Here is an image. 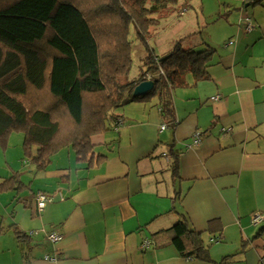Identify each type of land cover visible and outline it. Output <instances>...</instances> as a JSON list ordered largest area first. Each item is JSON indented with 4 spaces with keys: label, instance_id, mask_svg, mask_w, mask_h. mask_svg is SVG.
<instances>
[{
    "label": "crops",
    "instance_id": "crops-1",
    "mask_svg": "<svg viewBox=\"0 0 264 264\" xmlns=\"http://www.w3.org/2000/svg\"><path fill=\"white\" fill-rule=\"evenodd\" d=\"M225 5L238 10L237 23L226 21L221 52L204 43L215 52L208 79L186 75L172 89L174 127L152 97L115 109L122 124L92 136L85 156L67 146L39 165L24 153L21 132L15 159L14 133L0 145V264H261L264 224L250 215L264 211V7ZM172 11L182 15V7ZM177 22L156 39L173 44L158 56L179 41L195 50V29L179 36L185 21ZM13 176L18 182L5 185ZM38 192L52 197L41 211ZM180 215L209 247V261L182 257L154 236ZM52 233L62 240H48Z\"/></svg>",
    "mask_w": 264,
    "mask_h": 264
},
{
    "label": "trees",
    "instance_id": "trees-1",
    "mask_svg": "<svg viewBox=\"0 0 264 264\" xmlns=\"http://www.w3.org/2000/svg\"><path fill=\"white\" fill-rule=\"evenodd\" d=\"M177 2L0 0L1 147L21 132L24 153L39 165L67 146L85 156L93 149L91 137L115 126V109L152 97L174 127L172 89L183 85L186 75L195 82L208 79L215 53L210 46L182 49L180 41L165 56L151 48L148 38L156 30L158 8ZM253 3L264 7V0ZM131 26L145 55L139 77L129 81ZM148 75L152 89L133 96ZM172 165L177 170L176 159ZM17 182L13 176L5 185ZM160 234L182 257L210 260L209 247L184 215L154 236Z\"/></svg>",
    "mask_w": 264,
    "mask_h": 264
},
{
    "label": "rangeland",
    "instance_id": "rangeland-1",
    "mask_svg": "<svg viewBox=\"0 0 264 264\" xmlns=\"http://www.w3.org/2000/svg\"><path fill=\"white\" fill-rule=\"evenodd\" d=\"M185 3V4H184ZM182 4V6H181ZM246 5V3L244 4ZM182 7V15L178 16L176 12L172 11L176 8L180 9ZM171 9L168 10V9ZM260 8L257 6H248V9ZM228 10L227 5H225V0H178L175 5H167L163 8H158L155 18L157 19V25L155 27L156 32L160 35L155 36L152 34L148 39V43L157 55H162L166 53V49L171 48L173 44H168L166 46H158L156 39L159 36L166 35L170 33V29L177 25V21H185L183 29L177 33L179 36L187 35L191 28L194 30V34L188 36L189 43H195L193 49L200 50L205 47V44L214 46L219 52L223 49V36L228 32V25L226 21H233L237 23V12L238 10H231V12H226ZM129 39L131 41V57L130 66L127 72V79L129 81L135 80L139 77L143 67V57L145 55L144 47L141 45L139 39H136L133 28H130ZM185 45L187 42H184ZM21 134H16L11 137V150L9 153V158L15 159L19 154L20 139ZM19 145V146H18ZM68 150L62 151L59 155L61 157L66 156ZM11 154V155H10ZM20 154L21 151H20ZM21 159L19 160V165H21ZM1 222V220H0ZM1 226V223H0Z\"/></svg>",
    "mask_w": 264,
    "mask_h": 264
},
{
    "label": "built area",
    "instance_id": "built-area-1",
    "mask_svg": "<svg viewBox=\"0 0 264 264\" xmlns=\"http://www.w3.org/2000/svg\"><path fill=\"white\" fill-rule=\"evenodd\" d=\"M251 28H252V26H251L250 20L247 19V25H246L245 29H246V31H250ZM212 99L217 100L218 98L215 97ZM121 124H122V120L118 119L114 128H117ZM166 128H167L166 125L161 126V130H165ZM200 141H201V137L198 133H196L194 136L193 143L195 145H198L200 143ZM51 201H52V197L48 194H45L42 192H38L35 194V202H36L37 209L39 211L43 210L45 208V206ZM250 223L254 226L264 224V211H257V212H254L253 214H251L250 215ZM47 238H48V240H50L53 243H57V242L62 240V236L60 234H57V233L49 234ZM51 260H54V259H51ZM261 264H264V260L261 261Z\"/></svg>",
    "mask_w": 264,
    "mask_h": 264
},
{
    "label": "water",
    "instance_id": "water-1",
    "mask_svg": "<svg viewBox=\"0 0 264 264\" xmlns=\"http://www.w3.org/2000/svg\"><path fill=\"white\" fill-rule=\"evenodd\" d=\"M165 59V58H164ZM153 87V81L150 79L140 83L139 85L136 86L133 92V96H144L149 92Z\"/></svg>",
    "mask_w": 264,
    "mask_h": 264
}]
</instances>
